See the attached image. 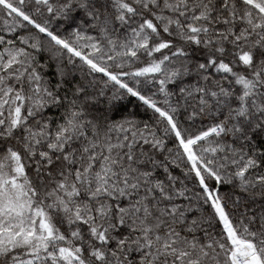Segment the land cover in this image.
Returning a JSON list of instances; mask_svg holds the SVG:
<instances>
[{"label":"snow or ice","instance_id":"obj_1","mask_svg":"<svg viewBox=\"0 0 264 264\" xmlns=\"http://www.w3.org/2000/svg\"><path fill=\"white\" fill-rule=\"evenodd\" d=\"M0 264H264V0H0Z\"/></svg>","mask_w":264,"mask_h":264}]
</instances>
